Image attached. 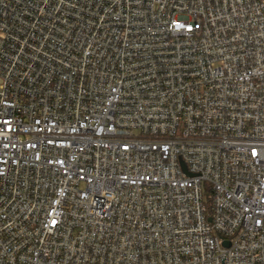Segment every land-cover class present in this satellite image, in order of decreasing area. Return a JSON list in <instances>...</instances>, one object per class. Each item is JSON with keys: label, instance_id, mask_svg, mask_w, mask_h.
<instances>
[{"label": "built area", "instance_id": "built-area-1", "mask_svg": "<svg viewBox=\"0 0 264 264\" xmlns=\"http://www.w3.org/2000/svg\"><path fill=\"white\" fill-rule=\"evenodd\" d=\"M0 264H264V0H0Z\"/></svg>", "mask_w": 264, "mask_h": 264}]
</instances>
